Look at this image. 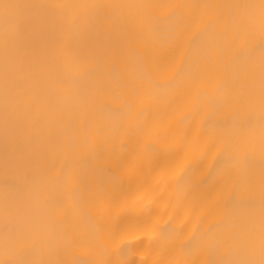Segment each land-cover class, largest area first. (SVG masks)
Here are the masks:
<instances>
[{"label":"bare ground","instance_id":"1","mask_svg":"<svg viewBox=\"0 0 264 264\" xmlns=\"http://www.w3.org/2000/svg\"><path fill=\"white\" fill-rule=\"evenodd\" d=\"M0 264H264V0H0Z\"/></svg>","mask_w":264,"mask_h":264}]
</instances>
